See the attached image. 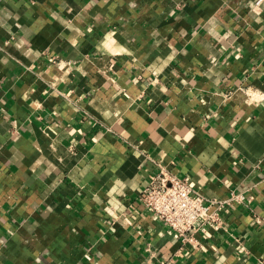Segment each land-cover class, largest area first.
Listing matches in <instances>:
<instances>
[{
	"label": "crops",
	"instance_id": "obj_1",
	"mask_svg": "<svg viewBox=\"0 0 264 264\" xmlns=\"http://www.w3.org/2000/svg\"><path fill=\"white\" fill-rule=\"evenodd\" d=\"M160 166L221 227L140 205ZM0 264H264V0H0Z\"/></svg>",
	"mask_w": 264,
	"mask_h": 264
},
{
	"label": "built area",
	"instance_id": "obj_2",
	"mask_svg": "<svg viewBox=\"0 0 264 264\" xmlns=\"http://www.w3.org/2000/svg\"><path fill=\"white\" fill-rule=\"evenodd\" d=\"M235 198H207L196 191L187 179L160 166L148 175L147 183L136 200L184 242L190 241L196 231L221 227L220 211Z\"/></svg>",
	"mask_w": 264,
	"mask_h": 264
}]
</instances>
